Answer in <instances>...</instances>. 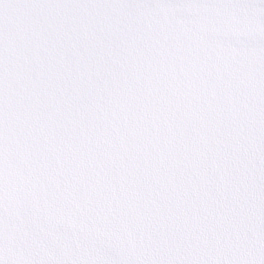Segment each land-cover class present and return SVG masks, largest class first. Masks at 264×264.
Masks as SVG:
<instances>
[{
  "label": "snow or ice",
  "instance_id": "6c2138e0",
  "mask_svg": "<svg viewBox=\"0 0 264 264\" xmlns=\"http://www.w3.org/2000/svg\"><path fill=\"white\" fill-rule=\"evenodd\" d=\"M0 264H264V0H0Z\"/></svg>",
  "mask_w": 264,
  "mask_h": 264
}]
</instances>
